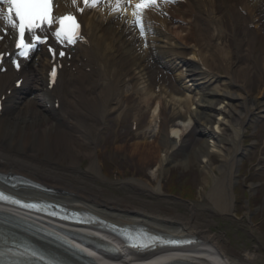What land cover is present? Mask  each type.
<instances>
[{
	"label": "bare ground",
	"instance_id": "bare-ground-1",
	"mask_svg": "<svg viewBox=\"0 0 264 264\" xmlns=\"http://www.w3.org/2000/svg\"><path fill=\"white\" fill-rule=\"evenodd\" d=\"M75 4L78 5L77 0ZM75 4L73 0H56V11L60 12ZM238 4L243 5L246 11L244 15L237 10ZM92 8H86L81 15L85 30L90 35V44L75 52L70 59L71 66L77 70L76 74L65 70L59 86L48 90L40 73L46 66L42 50L20 70L29 87L38 90L33 94L8 95L5 99L0 116V170L12 169L17 174L52 187L64 196L54 195L69 203L87 202L97 212L115 222L140 223L153 230L181 233L196 240L191 249L163 252L153 263L147 264H259L257 261L263 255L258 247L253 250L242 249V253H238L227 244L223 233L211 230L214 221L210 210L201 211L195 205L187 204V212L181 214L177 206L165 199L156 202L133 193L104 194L100 183H104L105 178L100 175L97 158L100 154L97 138L100 126L96 120L87 125L88 130L84 125L85 112L94 115L100 113L102 116L105 104L100 105V102L106 100V95L119 91L113 83L102 86L95 79L87 81L88 75L95 70V75H112L105 65L110 61L108 53L119 68L134 67L139 72L143 83L141 94L144 96L141 103L150 106L155 86L159 88L158 94L169 98V101L165 100L167 104H164V108H161L160 117H164V121L160 123L157 134H153L149 140L132 143L121 138L125 141L121 147L128 159L140 163L144 170L151 164H157V171H160L164 165L174 161L172 157L175 151H180L182 157L178 165L186 167V164L200 162L202 168L206 169L212 166L211 154L216 152L219 157V175L214 177L213 187L207 197L218 211L233 209L232 179L237 157L242 150L239 135L249 115L264 110L259 96H251L246 84L237 86L235 81H245L249 77L248 58L259 43L264 52V0H187L186 5L170 7V18L162 19L168 26L175 17L188 21L186 26L171 24L167 29L170 35L164 44L154 42L160 34L157 27H152L157 34L149 38L151 40L148 39V43L145 39L143 41L132 26L126 0H121L119 6L116 0H98L97 7ZM102 9L103 13L100 14ZM214 12H218L220 18L215 17ZM194 15L195 19L191 23L190 16ZM248 22H254L252 29L247 28ZM212 27L217 28V31H210ZM222 37L225 42H221ZM6 40L0 42V49L7 46ZM186 44L195 49L183 59L176 50ZM159 56L163 59L161 62L157 61ZM194 58L198 64L192 62ZM177 60L181 66L182 63L186 66L184 78H187V82L183 83V89L180 87L182 75H175V82H170L164 72L165 68L173 71L178 66ZM87 65L95 66L96 69L93 68L90 74L86 73L82 67ZM5 66L6 71L0 72V94L12 86L17 75L8 64L5 63ZM216 67H222L228 76L224 89L220 91L209 87L211 78L208 76L211 74L208 68ZM159 75L166 78L163 84L157 80ZM72 77L73 82L70 80ZM76 78L81 79V82L75 83ZM75 89H87L88 93L74 96ZM192 91L195 99L175 98L188 96ZM101 93L106 95L101 96ZM54 98L61 101L58 111H54L57 109L52 105ZM49 101L52 104L48 106ZM181 105L187 108L186 114L179 110ZM75 115L77 118L74 122L69 121L68 117ZM192 123L195 124L192 128L196 135L194 139L188 138L187 133ZM60 125L65 126L70 135ZM87 133L90 145L85 154L90 158V164L86 170L75 171L73 162L67 166L53 165L55 159H50V155H53L54 150L69 141L70 147L64 150L62 156L66 153L78 154V147L88 144L85 139ZM107 142L109 146L105 143V148L108 156L114 154L111 153L113 149L121 148L112 146L111 135H108ZM11 144L12 149L9 148ZM40 147L47 153L42 159L36 156ZM135 183L146 193V185ZM150 192L157 193V190ZM129 199L135 205L130 204ZM147 208L153 213H146ZM80 256L92 264H99L89 255ZM124 257L127 255L123 252L122 255L117 254L116 264H129Z\"/></svg>",
	"mask_w": 264,
	"mask_h": 264
},
{
	"label": "rangeland",
	"instance_id": "rangeland-1",
	"mask_svg": "<svg viewBox=\"0 0 264 264\" xmlns=\"http://www.w3.org/2000/svg\"><path fill=\"white\" fill-rule=\"evenodd\" d=\"M185 57H187V55H185ZM257 57L258 58H256V62L254 58L252 60H249L251 67L256 65L260 71L257 75H253L252 72L251 77L248 80L249 88L251 89L252 94L255 96L259 94L264 86L263 55L261 54ZM215 69L220 73H224L221 67H217ZM238 82L242 83L241 81ZM222 89L223 84H219L218 90ZM181 99H183V97ZM179 109H181V111L185 110V108L183 107H180ZM147 111L148 108L141 109V112L143 114V121L140 129H142V132L146 131L147 133H149L152 132V127L149 125V118L146 114ZM245 127L247 128V132L246 135L243 136V144L246 151L244 150V153L237 164L238 172H236L235 174L237 175V183L239 185L238 191L240 192L238 193V199H236L237 202H235L236 207L229 213H219L214 208H212V219L214 222L213 226H211V230L216 233L225 234L228 244L233 248H236L239 253H242V248L253 249V246H258L260 248V252L263 255L259 259L258 263L264 264V203L260 204L256 201L259 194H264V166H262L264 164V150H261V148L258 146L261 145L264 140V124L255 125L253 123H249L247 126L245 125ZM194 136V131L191 130L188 134V137L193 138ZM253 139L256 140L253 141ZM103 144L104 142L101 136L99 144L100 150L104 149ZM254 144L255 146H257V150H252L250 148V146H253ZM56 152H58L55 153L56 157L60 158L62 147H59L58 151ZM116 156L118 157V154H116ZM213 156L214 155H212V161L214 162L210 169L217 173L215 166H217L218 160ZM181 157L182 153L177 152L173 156L174 162L170 164L171 166H167V168L165 169L163 179L161 180L162 190L165 191V186L167 187V184L173 183L175 187L171 192H174L176 194L174 196H177L184 195L183 193L190 188L191 193L188 194V197H190L191 200H183L182 202H180V200L174 198L172 194H164L168 197V199L177 203L178 206H182V204H185L189 201L201 211L211 208L212 204L210 203V201L206 198H203L202 196V193L203 191H205V188L207 186V179H210V177L207 176L209 174L202 171L201 165L198 162L193 164H186V167L178 165V160ZM151 168L152 167H150L149 170H151ZM212 174L214 175V173ZM112 177V180L117 179L116 177H114V174L112 175ZM137 179L150 182V184L153 186L155 185L152 184L149 176H138ZM105 186L107 190H114L116 192L126 191L125 189H118L115 184ZM240 186L244 187L241 188ZM246 194H250L252 198L248 199V195ZM178 211L180 213L186 212V210H184V208L182 207H179Z\"/></svg>",
	"mask_w": 264,
	"mask_h": 264
},
{
	"label": "snow or ice",
	"instance_id": "snow-or-ice-1",
	"mask_svg": "<svg viewBox=\"0 0 264 264\" xmlns=\"http://www.w3.org/2000/svg\"><path fill=\"white\" fill-rule=\"evenodd\" d=\"M96 2L97 0H83L86 6ZM163 2H171V0H163ZM75 3L76 0H73V4ZM120 3L121 0H116L117 6ZM0 4L7 5L6 12H0V18L7 22L10 29L15 30V47L21 50L19 53L21 57L30 59L28 51L35 48L38 44H47L49 34L61 45V50L58 53L60 57L65 56V52L62 50L63 45H74L77 42L79 25L75 17L72 15H64L59 18L51 17V0H0ZM157 4L158 0H138L135 4L133 11L134 22L139 27L141 36L145 35L141 12L149 6H156ZM53 24L57 25L54 31L51 30ZM44 26L48 27L45 28ZM37 30L40 33H44L43 38L38 34ZM48 51L53 57L57 54V49L51 45L48 46ZM13 63L17 68L20 67V63L16 60H13ZM55 75L56 68L53 67L51 76L55 77ZM19 83L22 82L18 81ZM172 242L176 243V241Z\"/></svg>",
	"mask_w": 264,
	"mask_h": 264
}]
</instances>
